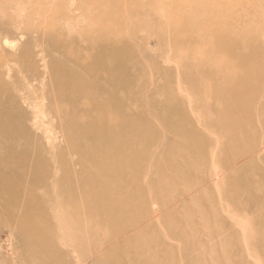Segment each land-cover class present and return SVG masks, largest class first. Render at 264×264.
Here are the masks:
<instances>
[{
    "label": "rangeland",
    "instance_id": "1",
    "mask_svg": "<svg viewBox=\"0 0 264 264\" xmlns=\"http://www.w3.org/2000/svg\"><path fill=\"white\" fill-rule=\"evenodd\" d=\"M0 264H264V0H0Z\"/></svg>",
    "mask_w": 264,
    "mask_h": 264
},
{
    "label": "bare ground",
    "instance_id": "2",
    "mask_svg": "<svg viewBox=\"0 0 264 264\" xmlns=\"http://www.w3.org/2000/svg\"><path fill=\"white\" fill-rule=\"evenodd\" d=\"M20 18H22V17H20ZM72 96H73V95H72ZM82 153H83V154H82V156H83V155L85 154L83 150H82ZM102 186H103V187H102L103 189H104L105 187L109 188V187L107 186L106 183H103ZM100 187H101V185H100ZM102 188H100L101 191H103ZM96 189L99 191V182H98V186H97ZM97 190H96V191H97ZM104 190H105V189H104ZM106 190H107V189H106ZM98 191H97V192H98ZM109 191H110V190H109ZM102 193H103V192H102ZM105 196H106V194H105Z\"/></svg>",
    "mask_w": 264,
    "mask_h": 264
}]
</instances>
